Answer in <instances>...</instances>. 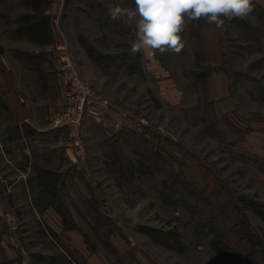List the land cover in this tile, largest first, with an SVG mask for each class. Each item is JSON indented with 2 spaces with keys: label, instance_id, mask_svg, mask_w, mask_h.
<instances>
[{
  "label": "rangeland",
  "instance_id": "obj_1",
  "mask_svg": "<svg viewBox=\"0 0 264 264\" xmlns=\"http://www.w3.org/2000/svg\"><path fill=\"white\" fill-rule=\"evenodd\" d=\"M252 3L221 27L188 23L179 54L149 57L108 14L134 0H0V72L29 77L45 123L74 76L91 92L79 125L52 127L32 155L28 206L5 203L0 264H242L232 241L264 251V0Z\"/></svg>",
  "mask_w": 264,
  "mask_h": 264
},
{
  "label": "crops",
  "instance_id": "obj_2",
  "mask_svg": "<svg viewBox=\"0 0 264 264\" xmlns=\"http://www.w3.org/2000/svg\"><path fill=\"white\" fill-rule=\"evenodd\" d=\"M28 79L25 74L0 72V224L6 219L5 203L16 202L20 205L23 200L24 205L28 206L25 177L30 168L33 171V163L36 162L32 155L39 152L44 157L53 133L57 132L52 129L51 121L45 123L47 117L42 111L45 106L34 107V100L31 101L32 107L28 105L23 95L25 89L33 86L28 84ZM60 91H65L63 85ZM27 153H30L28 157ZM22 159L24 163L21 165L19 161ZM21 189L23 197L19 195Z\"/></svg>",
  "mask_w": 264,
  "mask_h": 264
},
{
  "label": "clouds",
  "instance_id": "obj_3",
  "mask_svg": "<svg viewBox=\"0 0 264 264\" xmlns=\"http://www.w3.org/2000/svg\"><path fill=\"white\" fill-rule=\"evenodd\" d=\"M135 7L109 5L112 20H123L134 27L131 52L179 54L185 47L181 33L192 21L204 20L221 27L226 17L243 19L254 6L252 0H134Z\"/></svg>",
  "mask_w": 264,
  "mask_h": 264
},
{
  "label": "built area",
  "instance_id": "obj_4",
  "mask_svg": "<svg viewBox=\"0 0 264 264\" xmlns=\"http://www.w3.org/2000/svg\"><path fill=\"white\" fill-rule=\"evenodd\" d=\"M69 93L70 101L62 111L52 117V127L61 128L79 125L91 92L86 83H83L74 76Z\"/></svg>",
  "mask_w": 264,
  "mask_h": 264
},
{
  "label": "trees",
  "instance_id": "obj_5",
  "mask_svg": "<svg viewBox=\"0 0 264 264\" xmlns=\"http://www.w3.org/2000/svg\"><path fill=\"white\" fill-rule=\"evenodd\" d=\"M241 227H238L240 231H241ZM244 230L247 233L246 229H244ZM232 232H230V233H232ZM256 242H255V247L256 248H254V249H253V247H252V249H251V247L249 249L248 248H244V247H240L241 248V251H240L239 248H237L238 247V242H236V241H232V244L230 246L233 249H235L232 252L235 255H237L239 258H241V260H239V261L242 264H264V251L260 248L259 245H257L258 242L257 243Z\"/></svg>",
  "mask_w": 264,
  "mask_h": 264
}]
</instances>
